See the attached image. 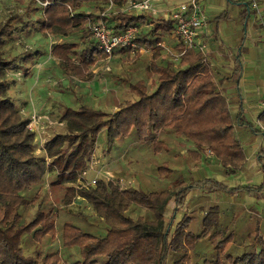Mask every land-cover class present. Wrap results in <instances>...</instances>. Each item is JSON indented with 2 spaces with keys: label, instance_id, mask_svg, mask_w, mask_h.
Returning <instances> with one entry per match:
<instances>
[{
  "label": "trees",
  "instance_id": "obj_1",
  "mask_svg": "<svg viewBox=\"0 0 264 264\" xmlns=\"http://www.w3.org/2000/svg\"><path fill=\"white\" fill-rule=\"evenodd\" d=\"M7 1H12L17 11L0 21V264H264V234L256 227L253 232L236 235L235 226L231 227L233 213L218 202L207 204L199 224L184 213L175 220L183 197L178 190L188 187L182 180L171 188L158 190L130 185L120 188L117 179L101 177L89 188L77 184L101 132L107 146L131 134L138 142L151 146L154 153L162 150L160 134L173 133L192 143L194 150L190 154L194 160L200 158L204 148L226 173L244 165L245 153L235 131L241 118L238 112L232 114L230 102L217 88L216 73L205 53L186 49L177 67L171 61H156L161 54L159 42L174 28L175 20L161 17L138 28L136 43L152 51L149 70L157 75L154 91L146 90L142 80L128 81L134 95L112 112L85 102L65 107L58 118L63 127L50 135L38 153L37 137L27 127L28 118L7 95L8 75L21 68L27 71L24 63L31 62L38 51L25 49L20 55H7L5 46L15 30L22 35L33 25L64 38L73 30L79 31L80 42L68 39L54 44L51 50L66 75L83 79L104 57L85 28L88 22L97 20L98 12L80 9L84 4H93L101 11L108 0H47L50 4L45 7L37 0ZM250 6L251 3L246 5L245 25ZM223 12L210 21L215 22V31L219 19L226 17ZM103 19L112 33L120 34L129 25L139 26L147 18L132 11H110ZM240 48L234 56L233 67L237 71L241 68ZM260 116L264 122V113ZM171 172L167 165L157 167L161 176ZM49 174L51 188L62 191L61 203L66 207L75 200L89 203L104 232L64 221L57 249H36L26 254L22 246L25 236L40 241L44 235L53 238L57 234L56 212L42 209L43 199L38 193L30 195ZM208 179L194 181V187ZM32 204L37 205L36 213L22 223L21 210ZM234 238L240 239L241 249H235ZM204 239L207 253L200 251ZM73 247L78 257L65 259L62 248Z\"/></svg>",
  "mask_w": 264,
  "mask_h": 264
},
{
  "label": "rangeland",
  "instance_id": "obj_2",
  "mask_svg": "<svg viewBox=\"0 0 264 264\" xmlns=\"http://www.w3.org/2000/svg\"><path fill=\"white\" fill-rule=\"evenodd\" d=\"M201 1L204 6V15L210 18L213 17L212 19L215 18L214 16L216 14L227 10L228 17L224 21V24L227 22L224 30L228 34L225 36L224 43H222V40L218 41L222 45L224 62L218 63V59H216L220 51H217L216 47L218 44L214 40L206 43L208 46L204 42L206 45L205 52H207L205 57L209 61L210 59L212 60L211 65L213 66L211 68L214 69L216 76L218 75V78L220 75L226 77L225 80L228 85L231 84L232 88H234V94L235 91L236 94L233 99L236 98L239 101V95L240 98L243 96L242 102H244V106L242 105L240 108L239 104L236 105V109L241 118V123L239 124L242 127L240 132L237 131L236 133L244 153L250 157L253 152L252 143L260 138V133L257 130L258 125L255 124V114L261 113V109L258 108L256 103L258 97L264 98V28H262V18L259 14V10H261L259 7L264 6V0ZM248 3H251V9H249L250 15L245 25L244 17L246 19L245 14L248 10L246 5ZM13 6L14 3L12 1L6 0V2H3L0 0V21H3L10 13L12 14L17 11V7ZM80 10L86 13H97L99 11L98 6L93 4H84V7L82 6ZM240 13L243 15L242 21L239 19L241 16L239 15ZM29 17L33 18V15ZM231 24L234 27L229 31L228 27H231ZM222 26L221 24L219 27L220 30ZM79 33V31L73 30L68 34V37L64 38L61 35L42 32L37 25L29 27L22 35H17L15 30L14 36L8 41L4 49L7 55H20L25 49L34 50V52L38 51L37 56L31 62L24 63V68L27 71L22 68L16 72L12 70L13 75L9 74L7 77V95L14 101L24 117L28 118L34 108L38 113L48 114L52 120L58 119L66 106L77 107L82 102L92 107H98L112 112L117 109V105L120 102L134 95V92L128 87V81L134 83L142 79L147 85L155 81L156 75L149 71L151 55L142 50L133 56L126 55V53H116V57L111 56L108 62L103 58L99 59L96 65L90 70L91 79L79 80L73 76L66 75L62 65L54 57L51 47L56 43H61L68 39H74L80 42ZM220 36L222 37L224 34L220 33ZM241 39L243 40L241 41ZM236 41L238 43L241 41L245 46L255 49L252 53L251 51L249 52V62H247L248 64L250 63L251 67L256 66L259 70L260 85H257V81L254 78L247 80L242 86L237 81L241 73L233 67L234 56L237 54V49L240 46L235 43ZM209 53H212V57L208 58ZM156 61L159 63L166 62L163 59L161 60L160 57ZM237 72L240 74L239 76H237ZM215 78L217 82V77ZM216 85H219V82ZM221 87L223 86H219L221 90H225V88ZM241 90L244 92L242 95L239 94ZM244 90H248L249 93L246 94ZM62 127L63 125L59 124H54L52 127H45V134L49 133L50 137L54 131L60 130ZM175 146L179 149H177L179 152L174 154L176 158L165 155L164 153L166 151L154 153L151 146L139 143L131 134L127 137L116 139L112 145L107 146L105 143V135L101 132L98 134V140L94 150L97 154L103 151L102 149L105 151L103 159L100 160L101 162L95 168L102 172L109 170L113 177L121 176L127 178L131 180V183H126L125 185L128 184L142 190L171 188L172 185L182 180L184 185L188 187L187 189L178 190L179 194L183 197H181V209L177 212L175 220H178L182 216V213H184L193 223L199 224V218L207 204L218 202L222 204V207L227 208L230 214L233 213V218L235 219L231 223V227L235 226L234 233L236 235L246 234V231L253 232L256 227L264 234V158H261L263 161L257 158L259 151L255 156L250 157L248 164H244L241 169L226 173L222 172L223 167L221 164V168L213 167L210 170L207 167L204 170L202 168L204 164L202 163H206L204 161L205 157L203 158L200 155L198 161L192 159L189 151L192 146L187 143L184 144L176 141ZM203 153L205 156H210L207 150H204ZM163 159L166 160L162 161ZM212 160V157H210L211 162ZM251 161H255L256 165L250 168L248 165H250ZM158 165H167L173 171L167 176H161L157 173ZM193 167L197 171L195 175L190 171ZM217 169L218 171H216ZM93 175L94 172H88L86 177L89 179ZM99 177L105 178V175L103 174ZM206 177L209 179L202 182L200 187H194V181H200ZM50 179L52 178L49 174L47 180L43 179L38 187L32 189L30 195L38 193L43 199L42 209L46 211L52 209L56 212L57 234L53 238L44 235L40 241L32 239L30 235L25 236L22 246L26 254L32 253L36 249L42 252L57 249V246L60 245V230L64 221H72L85 229L86 227L95 229L100 234L104 232L102 225L96 223L97 219L89 203L83 200H75L69 206H64L61 203L62 191L52 189L49 183ZM217 188L225 192L219 191ZM239 195L240 199L245 195L247 200L250 201L251 206L249 204H240L242 205L240 207L237 204ZM169 206L171 210L173 204L170 203ZM36 209V204L22 209V223L32 219L37 211ZM81 217H84L85 220ZM206 240L204 239L200 247L202 253H207ZM239 242L240 239H233L236 250L241 249L242 244H239ZM61 253L67 260L78 257V252H76L74 247L62 248ZM210 256L214 258L213 254Z\"/></svg>",
  "mask_w": 264,
  "mask_h": 264
},
{
  "label": "crops",
  "instance_id": "obj_3",
  "mask_svg": "<svg viewBox=\"0 0 264 264\" xmlns=\"http://www.w3.org/2000/svg\"><path fill=\"white\" fill-rule=\"evenodd\" d=\"M127 0H122L121 2H117V1H114V0H112V2L115 4L114 6H113V8H112V10L111 11H113V12H123V11H132V12H134L135 14H144L145 16H146V21L145 22H140V24H139V28H143V27H147L148 26V24L149 23H152V21H155V20H158V19H160L161 17H163V18H167V16H170L169 14H170V12L171 11H178V10H180L181 9V6L182 5H187V8H188V11H190L191 10V7L188 5V0H152V2L151 3H153V10L154 11H151V10H125V2H126ZM197 1H199V0H197ZM201 1V0H200ZM199 1V5H200V10H201V12H203V14H204V6H203V3H202V1L200 2ZM107 5L105 4V6L104 7H106ZM259 8H261V10H259V14H260V17L262 18V28H264V6H260ZM226 10V9H225ZM257 10V9H256ZM227 11V10H226ZM225 11V19L228 17V15H227V12ZM258 11V10H257ZM239 15H241V13L239 14ZM245 15H247V14H245ZM204 16H206V15H204ZM212 16H214V15H212ZM216 16H218V14H216ZM215 17V16H214ZM209 18V19H208ZM213 18V17H212ZM212 18H210V17H208V16H206V20H207V24H206V28L203 30V31H201V33L199 34V41L200 42H202L203 44H204V42H205V44L206 43H208L210 40H214V41H216V44H218V46L216 47L217 48V51H220V53H218L219 55L217 56V58L216 59H218L217 61H218V63H222V62H224V59H223V53H222V45H220L219 43H218V41L219 40H222V43H224V40H225V36H227V34L228 33H226L225 32V27H226V23L227 22H225V24H224V21H225V19H223L222 17L219 19V21L217 22V31H215V30H213V23H215V22H210L211 20H212ZM242 18H243V15H241L240 17H239V19L242 21ZM244 19H245V17H244ZM223 25L222 26V29L220 30V25ZM235 25V24H234ZM231 27H228V30L229 31H231L230 29L232 28V27H234L233 26V24H231L230 25ZM85 27V26H84ZM86 28V27H85ZM87 29V28H86ZM223 30V31H222ZM174 31H173V29L168 33V35H167V37L164 39V40H162V41H160L159 42V46H161V54H160V59L162 60H164V61H166V62H168V61H171L172 63H173V66L174 67H177V66H179L180 65V62H181V60H180V55H181V52H182V49H183V46H181L180 44H179V42L177 41V39H176V37L174 36V33H173ZM220 33H222V34H224V36H220ZM243 39H241V41H242ZM213 41V42H214ZM240 41V43H238L237 41L235 42L237 45H240L239 47H238V49L240 48V58H241V68H240V73H241V75H240V77H239V79L237 80L238 82H239V84H240V86H242V84L243 83H245L247 80H252L253 78L257 81V85H260V79H259V74H260V72H259V70L257 69V67L255 66H250V63L248 64V62H249V57H248V54H249V52L251 51V53L255 50L253 47H248V46H245L242 42ZM211 42V41H210ZM209 42V43H210ZM204 44V45H205ZM138 45V47H140V49H139V51L137 52V53H139V52H141V50L143 51V52H148L150 55H151V62H152V51L151 50H148V49H146L145 47H143L142 45H140L139 43L137 44ZM207 45V44H206ZM206 45H205V47H206ZM208 46V45H207ZM237 49V50H238ZM167 51H169L170 53H168ZM116 53H119V54H124V53H126V55H127V51H124V52H121V51H119V50H116L113 54H112V56L113 57H116L115 56V54ZM206 53L207 52H205V55H206ZM180 54V55H179ZM210 54V53H209ZM215 55H216V53H214ZM247 54V55H246ZM179 56V58H178V60L177 61H175V60H173L172 58H173V56ZM246 55V56H245ZM168 56V57H167ZM112 57V58H113ZM209 57H212V53L208 56V58ZM221 59V60H220ZM110 60V59H109ZM211 59H210V63H211ZM248 61V62H247ZM97 62V61H96ZM95 62V63H96ZM151 62L149 63V66H150V64H151ZM165 62V63H166ZM165 63H161V64H165ZM96 65V64H95ZM94 65V66H95ZM93 67V66H92ZM92 67L90 68V70L92 69ZM150 71V70H149ZM90 73L91 72H89V75H87L85 78H83V79H91V75H90ZM151 73H153V72H151ZM153 74H155L156 75V73L154 72ZM238 75V76H239ZM217 77V82H219V85H216L217 86V88H219V86H223V87H221V88H225V90L223 89V90H221L220 88H219V90L227 97V99H228V102H230V106H231V111H232V114H235V113H237L238 111H237V109H236V105H238L239 104V107L241 108L242 107V105L244 104V102H242V99H243V96H242V98H240V95H239V101L238 100H236V98L235 99H233V97H234V95L236 94V91H235V94H234V88H232V86H231V84H229L228 85V83L226 82V77H223L222 75H220L219 76V78H218V75L216 76ZM75 78V77H74ZM78 79V78H77ZM219 79H221V80H219ZM79 80H81V79H79ZM140 80H142V79H140ZM139 80V81H140ZM156 80H157V75H156V78H155V81L154 82H152L150 85H147V83L146 82H144L143 81V85L146 87V90H148L149 92H152V91H154V88L156 87ZM131 82V81H130ZM137 82V81H136ZM216 82V78H215V83H217ZM224 82V83H223ZM133 83V82H132ZM135 83V82H134ZM223 83V84H222ZM236 89V88H235ZM238 90H239V88H238ZM237 90V91H238ZM245 91V90H244ZM241 93H239V94H243L244 92H242V90L240 91ZM245 93L246 94H248L249 92H248V90H246L245 91ZM124 100H126V99H124ZM250 101V100H249ZM248 101V102H249ZM264 102V98H259L258 97V99H257V103H256V105L258 106V108H260L261 110V113H257V114H255V116H256V119H255V124L256 125H258V128H257V130L259 131V133H260V138H258V140L256 141V142H253L252 143V153H251V156L250 157H252V156H255V154L259 151V154L257 155V158L259 159V160H261V161H263V159H261L262 157L264 158V155H262V153H264V134H263V130H261V128H264V122H263V118H262V116H260L262 113H264V109L262 108V103ZM118 106V105H117ZM244 106V105H243ZM66 107H68V106H66ZM118 108V107H117ZM100 109H102V108H100ZM104 110V109H103ZM33 111H36L37 112V110L36 109H34L33 108ZM32 111V112H33ZM106 111V110H105ZM262 122V123H261ZM247 125H249V124H247ZM242 129V127L240 126V124H236L235 125V131L237 132H240V130ZM257 131V132H258ZM256 132V131H255ZM48 137H49V133H48V135H47ZM168 137H170V138H168ZM160 138L163 140V146H162V150H160V151H158V153H161V152H163V151H166L164 154L165 155H169V156H171V158H176V157H174V154H177L179 151V149L175 146L176 145V141H179V142H181V143H187L188 145H190V146H192V148H190L191 150H194V147H193V145H192V143L190 142V141H187L186 139L184 140L182 137H180V136H176L175 134H173V133H164V132H162L161 134H160ZM140 143V142H139ZM178 149V150H177ZM205 149L203 148V151H204ZM190 151V150H189ZM36 152H40V151H36ZM180 153H181V151H180ZM200 155H202V157L204 158L205 157V160L204 161H206V163H202V164H204L203 166H202V168L204 169V170H206V168L207 167H209L210 168V170H212V168L214 167H219V168H221V166H220V162L219 161H217L213 156H205L204 155V153L202 152ZM210 157H212V162L210 161ZM249 155H246L245 154V163L244 164H248V161H249ZM200 159V158H199ZM198 159V160H199ZM166 159H163L162 161H165ZM198 160H196V161H198ZM170 163V162H169ZM210 163H212V164H210ZM254 165H256V163H255V161H251V163H250V165H248L250 168L252 167V166H254ZM244 166V165H243ZM242 166V167H243ZM199 168H201V167H199ZM176 169H177V167H176ZM238 169H241V168H237V169H233V171L232 172H235L236 170H238ZM171 171H173V169L171 170ZM190 171L192 172V174L193 175H195V173H197V171H196V168H192V169H190ZM216 171H218V169L216 170ZM214 172V171H213ZM222 172H224L223 171V169H222ZM227 173H229V172H227ZM213 174V173H212ZM206 176V175H205ZM209 192V191H208ZM237 200H238V202H237V204H242V205H245V204H251L250 203V201L249 200H247V198H246V196L245 195H243L242 196V198L240 199V195L238 196V198H237ZM256 200H258V199H256ZM242 205H240V207L242 206ZM260 224V223H259ZM258 224V225H259Z\"/></svg>",
  "mask_w": 264,
  "mask_h": 264
},
{
  "label": "built area",
  "instance_id": "obj_4",
  "mask_svg": "<svg viewBox=\"0 0 264 264\" xmlns=\"http://www.w3.org/2000/svg\"><path fill=\"white\" fill-rule=\"evenodd\" d=\"M42 6H47L50 3L47 0H37ZM51 2V1H50ZM152 0H127L125 2V10H153ZM188 5L191 7V10L188 11L187 5H182L181 9L178 11H171L170 17L175 20V25L173 28L174 36L181 46H183L182 52L186 49L200 50L202 53H205V45L199 41V34L206 28L207 20L206 16L201 12L199 1L197 0H188ZM106 7L98 11L97 20L94 22H88L86 28L91 34L94 42L96 43V48L100 50L103 54V59L108 62L112 54L118 49H127V55H135L140 47L136 43V37L138 34L139 26L129 25L124 29L120 34H114L111 31V28L104 21V17H107L109 12L112 10L115 5L112 0H108ZM170 53L169 51H167ZM181 52V54H182ZM180 55V54H179ZM179 56H173V60L177 61ZM262 108L264 109V102L262 103ZM54 124L63 125L58 119L52 120L48 114L38 113L33 111L28 117L27 127L36 134L37 137V149L39 151L43 143L49 138L45 134V127H52ZM264 134V128H261ZM103 152L98 154L94 150L90 156L88 166L82 171L77 177V184L80 188H89L94 186L101 175H105L104 179L112 180L117 179V182L120 188L128 187L126 183H131V180L121 177V176H112L109 170L101 171L96 169V165L101 162L103 159ZM88 172H94L92 178H87L86 175ZM102 172V173H101ZM79 198V196H77Z\"/></svg>",
  "mask_w": 264,
  "mask_h": 264
}]
</instances>
